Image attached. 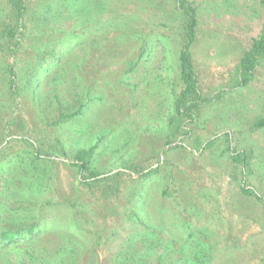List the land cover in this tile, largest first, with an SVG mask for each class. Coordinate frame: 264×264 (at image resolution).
<instances>
[{"label": "rangeland", "instance_id": "1", "mask_svg": "<svg viewBox=\"0 0 264 264\" xmlns=\"http://www.w3.org/2000/svg\"><path fill=\"white\" fill-rule=\"evenodd\" d=\"M176 1L29 0L37 37L15 57L0 42V204L24 202L17 192L41 175L44 195L29 202L56 222L0 264H49L68 244L74 264H112L121 250L146 264H189L197 253L206 264H264V59L246 85L238 72L264 0H185L203 102L189 117L174 108L185 40ZM30 143L49 160L31 159ZM90 148L97 177L81 185L72 158Z\"/></svg>", "mask_w": 264, "mask_h": 264}, {"label": "trees", "instance_id": "2", "mask_svg": "<svg viewBox=\"0 0 264 264\" xmlns=\"http://www.w3.org/2000/svg\"><path fill=\"white\" fill-rule=\"evenodd\" d=\"M28 1L29 0H9L8 7L11 19L0 29L1 45L6 48L7 54L13 57L16 56L15 53L19 51V48H23L28 40L37 37V34L35 35L30 31ZM176 3L178 9L185 17V40L178 54L179 76L182 89L174 100V108L179 116L189 117L191 111L198 108L199 104L203 103L198 94L196 73L190 51L195 42L197 19L195 8L190 4L187 5L185 0H177ZM50 14L51 13H45L42 17L45 25L49 22L48 15ZM42 30L43 28H40L38 34ZM261 59H264V26L260 34L252 40L250 48L240 59L238 72L240 81L243 85L249 82ZM54 61L55 60H51L52 63ZM5 72L8 76V92H10L12 96L19 94L21 91L17 86V76L12 66L10 65ZM31 81L32 80H30L28 84L33 85L34 83ZM263 123L264 122H259V125ZM30 146L33 148L31 159L41 161L43 158H50L48 154L41 156V153L38 152L37 147H35L33 143H30ZM55 149L56 152H59L64 158L67 156L63 148L58 146V144ZM54 154L57 153L54 152ZM92 156V148L80 149L73 154V163L71 166L76 168L81 179V185H89L90 181L96 180V174L92 172L89 167ZM238 157L242 158L243 156L238 155ZM18 170L21 172L22 168ZM36 175L31 176L33 180L28 183L25 190L17 192L16 195L19 200L25 202V199H28L29 202L32 199H37L38 196L40 198L43 197L45 189L44 176ZM21 181L20 179L19 184ZM15 184V188L20 189V185L16 180ZM247 193L252 195L250 192ZM24 202L16 206H13V203L0 204V222H4L5 224V226L0 227V253L12 252L19 249H30L48 232L54 230L56 222L53 219L49 216L42 215L41 212L36 213L37 210L35 207L38 202H29L28 205H24ZM128 244L129 246L122 248L126 250V252L132 247V241L128 240ZM74 250L77 249L73 248V245H64L61 256L55 260L49 261V264H74V257L77 255ZM139 256L138 254V257L134 259L132 255L126 257V254L121 250L112 264H146L147 257L145 256L144 259L142 257L139 258ZM163 260V256H159L158 262L161 263ZM185 262L189 264H206V261L199 257V253L194 255L193 259L186 260Z\"/></svg>", "mask_w": 264, "mask_h": 264}]
</instances>
